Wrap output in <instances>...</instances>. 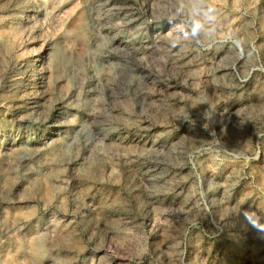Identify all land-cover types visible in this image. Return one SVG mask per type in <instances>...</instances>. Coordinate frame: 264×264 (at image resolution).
<instances>
[{
    "label": "rangeland",
    "instance_id": "obj_1",
    "mask_svg": "<svg viewBox=\"0 0 264 264\" xmlns=\"http://www.w3.org/2000/svg\"><path fill=\"white\" fill-rule=\"evenodd\" d=\"M210 2L0 0V264H264V0Z\"/></svg>",
    "mask_w": 264,
    "mask_h": 264
},
{
    "label": "clouds",
    "instance_id": "obj_2",
    "mask_svg": "<svg viewBox=\"0 0 264 264\" xmlns=\"http://www.w3.org/2000/svg\"><path fill=\"white\" fill-rule=\"evenodd\" d=\"M192 11L196 13L197 18L192 20L190 25L186 28L181 22L168 19V23L172 25L170 31L165 35H171V44L175 47L179 41H187L189 39H199L200 37H208L214 28L208 27L210 24L217 23L218 10L211 4L210 0H191ZM184 14V0H177V9L174 11V16H182ZM236 48L243 53L244 40L237 38L233 41ZM255 214L244 212L245 219L255 228L259 233L264 234V224L259 222L260 218L255 220L250 219V216Z\"/></svg>",
    "mask_w": 264,
    "mask_h": 264
}]
</instances>
